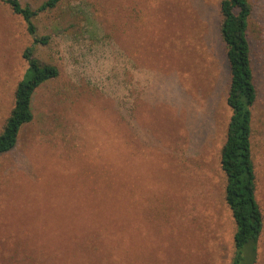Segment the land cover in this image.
Here are the masks:
<instances>
[{
    "label": "rangeland",
    "instance_id": "obj_1",
    "mask_svg": "<svg viewBox=\"0 0 264 264\" xmlns=\"http://www.w3.org/2000/svg\"><path fill=\"white\" fill-rule=\"evenodd\" d=\"M46 0H21L36 9ZM264 212V0H249ZM222 0H62L35 23L0 0V133L25 51L59 69L0 156V264H232L222 149L232 116ZM110 199H127L112 201ZM257 259L264 264V231Z\"/></svg>",
    "mask_w": 264,
    "mask_h": 264
},
{
    "label": "trees",
    "instance_id": "obj_2",
    "mask_svg": "<svg viewBox=\"0 0 264 264\" xmlns=\"http://www.w3.org/2000/svg\"><path fill=\"white\" fill-rule=\"evenodd\" d=\"M62 0H46L38 8L24 5L21 0H6L12 11L22 17L36 44H47L48 38L39 37L35 19L42 13L57 8ZM254 7L249 0H222L221 34L227 47L231 82L228 105L232 116L227 139L222 149L221 165L226 175L225 200L237 224L235 235L236 257L232 264H242L243 250L248 248L252 261L257 259L259 238L264 229V215L257 200L258 174L253 154V108L258 89L249 39V22ZM30 64L31 77L19 83L15 105L0 133V156L11 152L18 144L23 125L34 119L33 97L39 87L60 75L57 67L44 64L34 49L24 53Z\"/></svg>",
    "mask_w": 264,
    "mask_h": 264
},
{
    "label": "crops",
    "instance_id": "obj_3",
    "mask_svg": "<svg viewBox=\"0 0 264 264\" xmlns=\"http://www.w3.org/2000/svg\"><path fill=\"white\" fill-rule=\"evenodd\" d=\"M258 186V185H257ZM258 188V187H257ZM110 200H112V201H123V200H127V199H110ZM257 200H258V198H257ZM259 202V201H258ZM259 205H260V203H259ZM261 206V205H260ZM261 209H262V207H261ZM262 212H263V210H262ZM263 215H264V212H263ZM263 231H264V229H263ZM263 234V233H262Z\"/></svg>",
    "mask_w": 264,
    "mask_h": 264
}]
</instances>
